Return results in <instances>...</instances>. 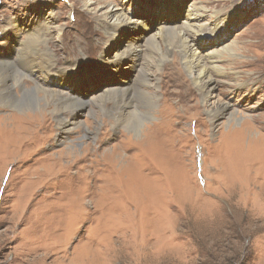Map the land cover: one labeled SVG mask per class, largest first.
<instances>
[{
    "label": "rangeland",
    "instance_id": "obj_1",
    "mask_svg": "<svg viewBox=\"0 0 264 264\" xmlns=\"http://www.w3.org/2000/svg\"><path fill=\"white\" fill-rule=\"evenodd\" d=\"M109 6L137 26L104 34L98 22L109 16ZM197 8L198 33L185 37L204 58L218 59L223 75L213 76L222 82L211 98L193 96L188 104L170 93L180 90L161 75L163 87L136 130L106 126L112 113L94 97L101 95L111 109L124 91L140 85L132 60L109 72L104 59L118 61L128 46L153 44L157 58L165 57L160 69L177 50L157 30L184 29ZM47 18L58 28L45 39L55 57L52 75L66 69L71 76L60 85L50 82L67 93L57 108L79 125L66 133L40 93L33 102L0 109V117L43 112L50 125L43 142L0 150V264H264V0H0V56L10 51L2 32L13 21L22 31L10 43L11 55L22 46L24 28L37 30ZM105 23L112 26L115 18ZM213 28L221 30L215 40ZM23 83L32 89L29 80ZM205 100L210 109L230 106L236 119L213 129L208 114L196 108ZM133 102L139 109L148 103L143 97ZM81 105L93 114L79 113ZM160 107L169 108L170 121L157 127ZM65 149L83 159L56 162ZM112 158L117 172L94 170L112 165Z\"/></svg>",
    "mask_w": 264,
    "mask_h": 264
},
{
    "label": "bare ground",
    "instance_id": "obj_2",
    "mask_svg": "<svg viewBox=\"0 0 264 264\" xmlns=\"http://www.w3.org/2000/svg\"><path fill=\"white\" fill-rule=\"evenodd\" d=\"M109 7V16L103 15L104 18L98 22V27L104 34H116L128 26H137L136 22L131 21L129 18L124 16L122 11H118L114 6ZM199 11L200 10L197 8L188 15V22L185 23L184 29L172 25L160 27L157 30L159 37L164 38L163 33H165V38L167 39L169 46H171L174 50H177L171 52V59L160 65V69L158 70L157 68H159L161 59L165 57L163 56L157 58L159 52L157 49H155L153 44H147L145 48L138 46H128L121 53L122 55H120L118 61L114 59L112 61H108V59L106 60L103 58L105 60L104 63L108 65L107 71L109 72H120L123 62L128 59L132 60L133 65L135 64V67H138L139 73L135 81H137V84L140 85H136L135 87L133 86L132 89L124 91L123 95L111 109L106 106V99L104 100L101 95L96 98L94 97L96 100L95 103L98 104V107L99 103H104L102 105L104 106L105 111L107 113H112V120L109 121V123H104L106 126L107 124L111 123L113 128L124 127L127 129L136 130L135 128L139 124L140 116H143L144 118L150 115L151 104L153 103L154 99L157 98L156 93L158 92V87H163V84L159 80V76L161 75L162 77L166 76L167 79L171 81L172 86H169L170 89L173 88L180 90V93L175 90H171L170 93L174 96L183 95L182 98L185 97L184 101L188 104L194 101L193 96L195 98L197 96L205 97L206 99L211 98L210 94L216 88L217 84L222 82L213 76V74L216 76L223 75V73L220 72L221 70L219 67L216 66L218 59L207 57L204 58V56L199 53L193 45L187 43L185 37V34L186 32L188 33V31L194 32L195 34L198 33L194 30V26L196 25L195 22L200 16ZM107 18H115L114 25L111 26L105 23ZM43 22L44 25L38 27L37 30L30 29L31 31L28 32L29 29L24 28V33L26 35L24 41L22 42V46L18 47V49L16 48L15 55H11L13 47L10 45V43L19 35V31L21 32L22 30H19V27L14 25L13 21V23H11L9 27H7V29L2 32L4 39V46H2L4 49H9L10 51H5L7 57L2 58L0 56V109L18 108L21 105L28 104V102H33L34 98L37 100L36 96L40 93L46 98L45 100L49 102V108L54 107L52 112L56 118V121L59 123V125H61L60 127H64L62 129H64L66 133H72L76 129L77 125H79V122L74 120L75 115H72L73 117L66 116L63 111L64 108H57V106L63 102V98L61 96L67 93H65L63 90H60L59 88H53L50 84V82L55 81L60 85L65 83L71 76H68L69 73L66 72V69L56 70L55 75H52L53 68H55L56 65L54 63L55 57L52 56V53L50 52L51 50L48 44H46L45 39L50 35V33L56 31L58 28L54 27L55 23L52 18H47ZM224 22L225 20L222 19L217 23V25ZM27 26L31 28V25L27 24ZM141 28L144 30L148 29L146 24H142ZM220 31L221 30L216 31V29L213 28V30L210 31L209 37L215 40V38L219 35H215V33H220ZM227 52L229 55L231 54L230 50L226 51L225 53ZM153 55H155L156 58L153 59ZM216 57L218 58L219 55ZM140 58L143 60L142 62L139 61ZM103 59L99 57V61L103 62ZM113 65L120 66L117 69H114L111 67ZM180 65H182V67L186 70L189 78L182 77L183 75L180 74ZM167 69L169 71H167ZM24 80H29V82H31L32 89H28L24 86ZM189 83L192 85V87L189 85ZM107 91L109 92L110 96L118 95L116 94L118 92L117 90L109 89ZM135 97L140 99L143 97L145 100H147L148 103L142 102L144 105L140 103L142 107L145 106L143 109H139L138 104L133 102ZM68 98L72 100L70 96H68ZM164 100L168 101L167 98H164ZM198 107L203 109L204 112L208 114L210 126L213 129L218 127V125L223 121H234L236 119L234 116L235 111L231 110L229 108L230 106L220 108H217V106L216 109H210V105L205 100L202 105L196 106V108ZM77 110L79 113H84V115H89L93 112V109H88L86 105H81ZM168 111L169 108L160 107L158 112V119H160V121L154 126L160 127L161 124H166L170 121H167L168 118L165 113ZM161 115L164 116L162 119L160 118ZM48 120L49 119L44 115L43 112L33 115L28 114L25 116H20L13 112L9 115L0 117V150L8 148L10 144L17 145V143L20 141H23L24 144L28 141H33L34 145L35 142H43L46 138L44 136V131L50 128V125L47 124ZM247 124L248 121L244 122L243 128L247 127ZM240 131H243L242 128ZM153 133H155L154 130L152 133L149 131L145 135V140L141 141V144L145 143L146 145V142L151 139L150 135ZM37 134L38 137L36 136ZM257 140H260V138ZM112 148L116 150L115 146ZM141 150L142 147L140 151H137V153L139 152L140 155ZM146 153L149 155L150 152L148 153L145 151V153L142 154L146 155ZM56 155V162L64 158L69 162L71 160L72 163L77 159H83V156L77 157L74 153L67 149L59 151ZM115 159L112 158V160H114L112 165H104L103 163L105 167L104 169H99L100 166H103L101 165L102 163H100V166L98 167L94 165V170H97L98 172L107 171L108 173L117 172L115 170L119 168L115 167L117 161H115ZM70 166L71 164L69 163L67 165H63L62 170L68 172L70 170ZM51 168L52 167L45 166L41 169L48 170ZM78 191H76V193ZM88 215L89 214H87V216Z\"/></svg>",
    "mask_w": 264,
    "mask_h": 264
}]
</instances>
